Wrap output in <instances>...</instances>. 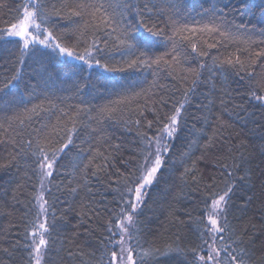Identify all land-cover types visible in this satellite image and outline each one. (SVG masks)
<instances>
[{"label": "trees", "instance_id": "1", "mask_svg": "<svg viewBox=\"0 0 264 264\" xmlns=\"http://www.w3.org/2000/svg\"><path fill=\"white\" fill-rule=\"evenodd\" d=\"M24 2L25 0H0V32L15 22ZM43 2L49 13L57 10L60 12L58 16L52 15L53 31L61 36L63 42L68 45L74 44L79 34L78 29L84 20L90 18L72 16L69 8H62L61 5L66 3L74 8L80 0ZM92 2L107 6L110 0ZM118 2L131 6L126 11L128 19L136 16L137 8L141 9L142 16L149 26L152 23L167 24L169 18H178L182 23L201 26L214 18L211 11L205 10L215 11L216 17L219 18L216 22H225L223 30H227L231 34L230 37L226 39L218 34L204 37L208 43L216 41L220 43L214 48L198 45L206 52L203 57L196 56L191 52L187 42H183L181 48L187 54V60L182 64L185 69H199L201 63L212 66L213 58L224 60L229 54H239L242 60L247 61L248 52L264 48V8L260 6L261 0H118ZM108 11L111 12L112 9ZM99 15L97 14V18ZM140 30L157 42L153 54L159 55L171 47L167 39L171 35L170 29L165 28L163 36L148 33L143 28ZM110 31L111 29L104 27L96 31L89 29L84 39L88 44L95 40L98 47L104 49V57H110L115 63L122 59V54L120 50L112 47L116 34L109 35ZM177 39L179 40V37ZM104 41L108 42L107 47ZM86 46L81 43L78 50L83 52ZM246 48L248 51L244 52ZM41 51L49 52L50 55L29 56L21 65L15 38L0 39V86L11 79L17 69L22 75L21 80L13 81L0 92V98L7 100L21 95L25 98L23 104L15 105L7 115L42 102L47 108L48 102L51 101L59 108L73 113L77 105L89 108L91 109L89 115L96 117L101 106L118 99L110 87L114 79L128 86H131L133 81L140 82L134 87L137 92L141 91V88L149 89L153 79H157L158 84L164 86L152 89L147 96H142L131 105H120L111 118H100L98 122L97 119L89 120L87 115L82 116L81 119L90 127L78 125L73 137L74 144L62 154L60 166L52 178L51 193H46V198L53 204L48 213L49 224H53V210L56 219L49 237L44 264H99L104 251L99 242L110 235L107 231L108 221L111 219L113 224L116 223L113 213H119L122 206L117 191V189L123 191V178L120 173L128 174L141 159L142 144L138 133L154 135L156 132L155 124L151 129L147 127V121L154 120L150 109L160 107L159 103L154 101L158 102L164 97L169 103L163 111H170L172 100L179 99L183 88L191 86L193 77L189 75L188 82L183 83L169 76L165 67L158 70L157 77L152 75L154 69L143 68L124 73H104L98 67L87 69L81 62L68 58L67 61H63L66 57H56L50 50ZM57 59L61 61V64L56 65L62 69L59 73L52 70V65ZM82 66L86 70L79 72L78 69ZM45 68L48 69L47 72L44 71ZM178 72L180 76L185 75L179 69ZM254 73L256 81L264 79V57L255 59ZM247 85L248 78L245 76V80H240L237 70L227 65L223 69L214 68L212 72L208 71V67L201 70L192 95V103L187 108L181 129L175 139L171 140L170 150L164 156V167L159 183L148 189L144 205L137 210L140 231L138 234L134 233L137 238L130 241L135 249L134 258L137 259V264H141L143 250L152 249H159V252L145 258L144 264H186L184 255L169 251L168 247L171 246L172 249L179 247L187 253L190 247L200 242L197 228L203 225L198 224L197 217L203 208L204 184L211 183L212 176L218 175L217 158L227 156L229 146L232 147L233 154L238 155L241 151L244 153L248 167L251 168V178L239 185L232 197V207L228 216L230 230L224 233L225 240L221 243L230 246V249L235 248L237 252L243 248L247 252L245 256L247 264H264V107L244 95L247 92ZM30 93L32 98L29 102ZM222 99L225 101L224 107H227L231 114L224 111V107L221 106ZM210 100L212 101L210 112L200 107L209 104ZM235 105H242L243 108L234 107ZM139 111H143V116L138 114ZM3 115L5 114L0 113V117ZM59 115L56 110L51 113L42 112L39 117L33 119L31 128H22L14 122L6 134L10 142L0 144V163L10 160V153L12 155L19 153L20 140L28 139V133L32 128H39L42 123L51 126L56 123ZM205 116L209 117L207 123L203 119ZM216 116H221L232 127L223 130L222 135L218 132L216 145L205 153L202 145L208 136L213 135V130L217 127ZM136 120L140 121L139 127L134 123ZM237 133L239 135H236ZM13 138L16 141L15 147L11 143ZM193 140H197L198 143L192 145L190 149L189 145ZM241 141L244 142L243 145L237 148L236 145ZM114 145H119V149L116 150ZM97 149L105 155L110 154L111 158L106 171H99L93 175L94 167L89 166L85 170L84 165ZM184 153L190 155L186 156ZM201 156L205 159L198 162L196 170V174L202 176L201 184L193 183L191 175L186 181L182 180L181 174L185 167L191 166L192 161ZM31 163L30 156L20 154L16 155V161L11 167L0 170V264H25L28 259V250L23 247L27 242L24 235L25 228L30 227L37 213V209L33 207L35 203L33 193L38 186L36 176L30 168L25 167ZM95 163L103 161L97 159ZM26 170L31 179L24 175ZM17 184L22 186L17 188ZM219 186L222 188L223 184ZM73 188L76 189L75 192L71 191ZM248 197H251L250 201ZM69 207L74 211L65 212ZM81 212L84 213L83 218L78 215ZM62 213L67 219L62 218ZM69 251L73 253L72 256L68 255ZM221 255L223 257L225 253L222 252ZM187 259L191 260L190 253Z\"/></svg>", "mask_w": 264, "mask_h": 264}, {"label": "snow or ice", "instance_id": "2", "mask_svg": "<svg viewBox=\"0 0 264 264\" xmlns=\"http://www.w3.org/2000/svg\"><path fill=\"white\" fill-rule=\"evenodd\" d=\"M260 6L264 8V0H261ZM61 7L69 8L72 16H88L90 18L84 20L78 29L79 34L76 37V41L72 45L63 42L61 36H58L53 31L51 25L52 15L58 16L60 12L57 10L54 13H49L43 0H25L21 5L15 22L11 23L6 30L0 32V39L15 38L21 65L24 64L25 58L29 56L50 55L49 52L41 51V49H47L51 53H55L56 57H66L81 61L82 65L86 66L87 69H92L95 66L102 69L104 73H124L129 70L143 68L154 69L152 75L157 77L158 70L161 67H165L168 69L169 76L183 83L188 82L189 75L193 77L191 86L183 88L179 99L172 100L170 111H163L169 103L164 97H161L158 102L154 101V103H159L160 107L150 109L154 120H148L147 127L151 129L153 124H155L156 132L154 135L138 133L142 144L140 149L141 159L128 174L120 173L123 178V191L120 189H117V191L119 192V200L122 206L119 213H113L116 223L113 224L111 219L108 221L107 231L110 235L99 242L104 249L100 256L99 264H137V259L134 258L135 249L130 243V241L137 238L134 233L138 234L140 231L137 210L144 205L148 189L159 183L160 175H162L161 170L164 167V156L170 150V141L175 139L181 129L187 108L192 103V95L195 92V86L200 78L201 70L208 67V71L212 72L214 68L223 69L225 65L236 69L240 80H245V76L248 78L247 92L244 95L264 107V79L260 81L254 79L255 59L264 57V48L256 52H248L247 61L242 60L239 54H229L228 58L224 60L213 58L212 66H206L201 63L199 69H185L182 64L187 60V54L181 48L183 42H187L192 53L203 57L206 52L198 45L214 48L220 43V41L208 43V40L204 37H212L218 34L227 39L231 35L227 30H223L224 21H221V23L216 22V19L219 18L216 17L215 11L212 9H206L205 11H211L214 18L209 23L201 26L182 23L178 18H169L168 23L164 25L152 23L149 26L142 16V10L139 8L136 9V16L128 19L126 11L131 6L127 3L121 4L118 0H110L107 6L103 3L96 4L92 0H80L74 8L66 3L62 4ZM53 8L55 9V6ZM145 8H147V5H145ZM108 9H112V11L109 12ZM97 14H100L99 18H97ZM100 27L111 29L108 33L109 35L112 33L116 34L112 47L121 51L122 59L120 61L114 63L110 57L105 58L103 55L104 49L98 47L95 40L88 44V41L84 39L89 29L96 31ZM141 28L156 36L165 35V28L170 29L171 35L167 39L171 43V47L159 55L153 54L154 49L157 47V42L151 36H146L141 32ZM177 37H179V40ZM81 43L87 45L83 52L78 50ZM104 44L105 47L108 46L107 41H104ZM243 51L247 52L248 50L246 48ZM59 64H61V61L57 59L55 64L52 65V70L56 73L62 71L60 67L56 66ZM83 66L78 69L79 72L86 70ZM178 69L184 72L185 75L180 76ZM44 71L47 72L48 69L45 68ZM241 73H244V75H240ZM98 78L100 77L98 76ZM21 79V72L17 69L11 79L0 86V92H3L4 88H7L13 81ZM138 83L140 82L133 81L132 85L128 86L121 83L118 79H114L110 87L118 99L101 106L96 117L89 115L91 112L89 108L77 105L73 113L59 108L58 105L51 101L48 102L49 107L47 108L42 102L33 104L30 108L25 107L23 111H13L12 115H7L15 105L23 104L25 98L23 95L20 97L13 96L7 100L0 98V113L5 114L0 117V130H3L0 132V144L10 142L6 134L14 122L18 123L22 128H31L33 119L39 117L42 112L51 113L56 110L60 113L55 124L49 126L47 123H42L39 128H32V131L28 133L29 138L20 140V151L16 154H23L25 157L30 156L32 158V163L26 164L25 167L26 169H31L38 181L37 190L33 193L35 201L33 207L37 209V213L34 221L30 223V227L25 228L24 239L27 242L23 244V247L28 250V259L25 264H43L47 255L49 237L55 226L56 215L53 210V224H49L48 213L53 208V204L46 198V193H51L52 178L56 169L60 166L59 161L62 154L74 144L73 137L78 130V125L90 127L81 117L87 115L89 120L97 119L98 122L100 118H111L120 105H131L132 102L138 101L142 96H147L152 89L164 87L158 84L157 79H153L149 89L141 88V91L137 92L134 87ZM105 87H108V85H105ZM225 93L228 94L226 90ZM31 98L32 93L29 94V102ZM211 103L212 101L210 100L209 104L201 105L200 107L206 108L210 112ZM224 105L225 101L222 99L221 106L224 107ZM234 107L243 108L242 105H235ZM145 108H147V104H145ZM224 111L229 112V109L224 107ZM138 114L143 116V111H139ZM229 114L231 113L229 112ZM203 119L207 123L209 117L205 116ZM215 119L217 127L214 128L213 135L208 136L206 142L202 145V150L205 153L216 145L218 132L222 135L223 130L232 127L221 116H216ZM134 123L139 127V120L134 121ZM17 135H21V133H17ZM236 135H239V133ZM11 143H13L14 147L16 146L14 138ZM197 143V140H193L189 148L191 149L192 145ZM243 143L241 141L236 147L240 148ZM113 147L118 150L120 146L114 145ZM16 155L10 153L11 159L6 163H0V170L11 167L13 162L16 161ZM184 155L188 156L190 153H184ZM110 158V154L105 155L98 149L94 150L93 155L88 159V163L84 165V168L87 170L89 166H93V175H96L99 171L107 170ZM97 159L102 160L103 163H95ZM204 159L205 157L201 156L193 160L191 166L185 167L184 172L181 174V179L186 181L187 177L191 175L193 183L201 184L202 176L197 175L196 170L198 162ZM216 166L219 168V173L212 176L211 183L204 184L203 208L197 217L198 224L203 225L197 228L200 242L190 247L187 253L179 247L172 249L169 246L168 250L184 255L186 264H247L245 260L247 252L243 248L237 252L235 248L230 249V246L221 242L225 240L224 233L230 230L228 216L232 207V197L235 195L238 186L251 178V168L248 167V161L244 153L241 151L238 155L233 154L231 146L228 148L227 156L217 158ZM24 175L31 179L27 170ZM220 184H223L222 188L219 186ZM21 186V184H17V188ZM71 191L75 192L76 189L73 188ZM248 199L250 201L251 197H248ZM53 200H55L54 197ZM72 211L74 209L71 207L65 210V212ZM78 215L83 218L84 213L81 212ZM62 218L67 219V216L62 213ZM117 236L119 237L118 239H116ZM105 240L107 243H105ZM157 252H159V249L143 250V255L140 257L141 264H144L145 258L151 257ZM222 252L225 253L223 257L221 255ZM189 253L191 260L187 259ZM68 255L72 256L73 253L69 251ZM105 256L107 257L106 260Z\"/></svg>", "mask_w": 264, "mask_h": 264}, {"label": "bare ground", "instance_id": "3", "mask_svg": "<svg viewBox=\"0 0 264 264\" xmlns=\"http://www.w3.org/2000/svg\"><path fill=\"white\" fill-rule=\"evenodd\" d=\"M67 58H63V61H67L66 60ZM68 59H70V58H68ZM70 60H72V59H70ZM75 61V60H74ZM116 239H118V236L116 237ZM43 264H44V262H43Z\"/></svg>", "mask_w": 264, "mask_h": 264}, {"label": "rangeland", "instance_id": "4", "mask_svg": "<svg viewBox=\"0 0 264 264\" xmlns=\"http://www.w3.org/2000/svg\"><path fill=\"white\" fill-rule=\"evenodd\" d=\"M70 59H72V58H70ZM72 60H75V59H72ZM75 61H77V60H75ZM78 62H81V61H78ZM82 63V62H81ZM171 142V141H170ZM119 238V237H118Z\"/></svg>", "mask_w": 264, "mask_h": 264}]
</instances>
